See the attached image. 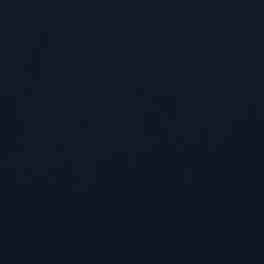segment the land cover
<instances>
[{
	"label": "water",
	"instance_id": "95a60500",
	"mask_svg": "<svg viewBox=\"0 0 264 264\" xmlns=\"http://www.w3.org/2000/svg\"><path fill=\"white\" fill-rule=\"evenodd\" d=\"M0 264H264V0H0Z\"/></svg>",
	"mask_w": 264,
	"mask_h": 264
}]
</instances>
